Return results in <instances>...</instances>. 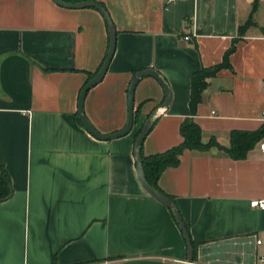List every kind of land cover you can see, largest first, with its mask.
I'll return each mask as SVG.
<instances>
[{
	"label": "crops",
	"instance_id": "0c3cea01",
	"mask_svg": "<svg viewBox=\"0 0 264 264\" xmlns=\"http://www.w3.org/2000/svg\"><path fill=\"white\" fill-rule=\"evenodd\" d=\"M98 1L117 37L105 76L86 94L89 119L104 133L123 127L130 80L145 67L168 81L171 103L160 106L165 89L146 75L132 130L96 137L78 101L108 53L104 15L54 0H0V162L14 187L0 201V264H185L176 218L138 177L135 140L160 106L143 152L179 144L193 72L221 62L235 40L231 66L209 78L195 114L203 140L220 146L185 149L158 183L197 242L193 264H262L264 208L250 202L264 198V135L244 157L228 148L234 130L264 127V0Z\"/></svg>",
	"mask_w": 264,
	"mask_h": 264
},
{
	"label": "trees",
	"instance_id": "16d2710c",
	"mask_svg": "<svg viewBox=\"0 0 264 264\" xmlns=\"http://www.w3.org/2000/svg\"><path fill=\"white\" fill-rule=\"evenodd\" d=\"M67 1H81V0H67ZM101 2V1H100ZM103 3V2H101ZM104 4V3H103ZM252 20L242 25L240 29L247 27ZM236 40L226 50L223 60L217 64L210 66H203L197 69L192 74V90L190 97V115L186 116L181 123L182 141L164 151L152 154H144L143 144L141 149V158L148 181L157 189L165 192L159 185L158 180L160 174L169 166H175L180 162V155L182 152L189 149L207 150L214 145L220 146L215 137H211L207 142L203 140V129L195 119L198 105L203 98V92L209 84V78L215 76L218 71L224 67L231 66L230 54L235 49ZM95 74V73H94ZM92 74L91 76H93ZM135 111V120H136ZM139 133V132H138ZM264 135V127L255 131L234 130L231 137V146L228 148L230 154L234 157H244L247 155L249 148ZM14 191L11 174L6 165L0 162V201L8 199ZM173 198L172 195L165 192ZM174 199V198H173ZM172 211V210H171ZM173 213V211H172ZM174 215V213H173ZM175 217V215H174ZM187 224V223H186ZM188 226V225H187ZM192 238V237H191ZM194 246V260L197 258V242L192 239Z\"/></svg>",
	"mask_w": 264,
	"mask_h": 264
},
{
	"label": "water",
	"instance_id": "95a60500",
	"mask_svg": "<svg viewBox=\"0 0 264 264\" xmlns=\"http://www.w3.org/2000/svg\"><path fill=\"white\" fill-rule=\"evenodd\" d=\"M57 3L67 6V7H74V8H80V7H95L97 8L105 17L108 28H109V35H110V43H109V49L108 53L100 66V68L97 70V72L85 83L83 88L81 89L80 95H79V101H78V112H79V117L84 124V126L96 137L101 138V139H113L117 138L120 136H123L127 133H129L134 124H135V89L136 85L140 81V79L146 75H152L155 78L158 79V81L163 85L166 93V97L164 102L160 105L163 107H167L170 105L171 100H172V90L171 87L168 83V81L165 79V77L155 68L153 67H145L142 69L137 70L134 75L132 76L129 87H128V119L126 124L121 127L120 129H117L115 131L109 132V133H104L100 131L89 119L85 112L84 108V102H85V97L90 88H92L94 85H96L98 82H100L103 77L105 76L109 65L110 61L114 55L115 48H116V37H117V31H116V26L114 23V20L112 19V16L107 9V7L101 3L98 0H81V1H67V0H54ZM159 106V107H160ZM158 107V108H159ZM158 108L155 109L145 120L144 124L142 125L136 140H135V145H134V153L136 155V160H137V171H138V177L144 186V188L156 199L159 201L163 202L165 205H167L174 213L176 221L178 222L184 238L186 240L187 244V251H188V257L186 260L185 264H193L194 262V246L191 238L190 231L188 229V226L180 212V209L178 208L176 202L174 199L166 194L165 192L157 189L154 185H152L145 174L144 166H143V161L141 158V149H142V144L143 141L150 131L152 127V123L154 121V118L157 114Z\"/></svg>",
	"mask_w": 264,
	"mask_h": 264
},
{
	"label": "built area",
	"instance_id": "2783aa9c",
	"mask_svg": "<svg viewBox=\"0 0 264 264\" xmlns=\"http://www.w3.org/2000/svg\"><path fill=\"white\" fill-rule=\"evenodd\" d=\"M184 37L186 39H190L191 38L190 35H185ZM262 118L264 119V109L262 110ZM261 147L264 148V142L261 143ZM250 204L253 205V206H258L260 208H264V198L251 200ZM261 241H262L261 239H258V242H261ZM259 262L264 264V254H261L259 256Z\"/></svg>",
	"mask_w": 264,
	"mask_h": 264
}]
</instances>
